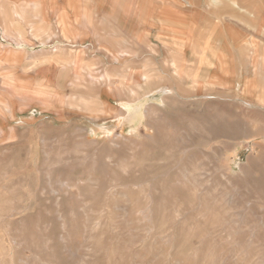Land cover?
<instances>
[{"label":"rangeland","instance_id":"obj_1","mask_svg":"<svg viewBox=\"0 0 264 264\" xmlns=\"http://www.w3.org/2000/svg\"><path fill=\"white\" fill-rule=\"evenodd\" d=\"M229 1L220 0L232 13ZM203 36H190L191 69L177 63L175 81L162 70V102L145 104L157 79L99 88L72 78L75 54L54 47L40 60L0 47V106L12 110L0 109V264H264V94H256L264 87L252 71L233 69L217 30ZM175 41L179 60L190 40ZM216 50L222 69H214ZM43 64L49 72L37 71ZM137 67L130 63L129 74ZM38 88L56 96L50 108ZM108 89L118 100L130 95L122 118L102 101L113 99ZM89 98L87 109L68 103Z\"/></svg>","mask_w":264,"mask_h":264},{"label":"crops","instance_id":"obj_2","mask_svg":"<svg viewBox=\"0 0 264 264\" xmlns=\"http://www.w3.org/2000/svg\"><path fill=\"white\" fill-rule=\"evenodd\" d=\"M53 1L54 3L52 0H0V47L9 54L12 51H25L26 55L40 60L44 56L46 60L49 54L55 53L51 51L54 47H57V56L75 54L73 66L76 70L72 78L91 81L99 88L112 87L117 83L123 86L128 82V86L141 87L145 86L148 80L146 77L149 76L159 82L153 83L155 89L142 95L141 101L145 104L153 102L148 98L157 97L161 101L153 103H160V94L164 91L161 88L164 86L161 83V71L167 70L168 78L175 81L178 64L181 69L182 65L187 69L194 62L196 50H193V37H190L193 31L204 35L205 40V37L209 38L211 30H217L220 37L224 38V47H231L233 69L252 71L255 87H264V0H231L229 3L234 6L232 13L225 11L220 0L185 1L186 8L183 10L177 9V0H156L152 5L143 4L141 0ZM211 3H218L215 11L210 10ZM198 11L201 16L200 25L194 26L196 21L193 20V14ZM229 29L233 37L225 43V39L229 37ZM177 35L190 40L183 45L184 50L180 54L182 57H179L181 60L177 58ZM10 39L14 45L8 43ZM50 44L54 45L48 48ZM164 45L169 47L167 51L155 50ZM204 50L202 46L196 54L203 56ZM214 54L217 55L213 63L214 69H222L221 65L225 64L224 56L219 50ZM207 56L209 57V50ZM63 60L65 63V59ZM27 61L30 62L26 56L25 64ZM130 63L138 65L131 74L127 69ZM93 64L96 69H100L98 73L92 71ZM61 66L60 62L55 69L60 71ZM48 70L50 68L45 64L37 68L41 72ZM186 77L191 78L185 72L184 78ZM134 81L136 82L132 84ZM159 88L161 90H157ZM258 90L256 94H264L263 90ZM111 93L113 91L108 89V94L113 99H101L111 106V115H117V110L121 109L122 118L127 111L124 106L129 103L130 95L124 91L118 100ZM112 103L118 105L113 106ZM113 110L116 111L114 114ZM142 112L143 108L141 115ZM115 120L117 121L116 118Z\"/></svg>","mask_w":264,"mask_h":264},{"label":"bare ground","instance_id":"obj_3","mask_svg":"<svg viewBox=\"0 0 264 264\" xmlns=\"http://www.w3.org/2000/svg\"><path fill=\"white\" fill-rule=\"evenodd\" d=\"M28 3V2H27ZM24 7V6H23ZM27 7H28V5H27ZM93 7V6H92ZM28 9V8H27ZM42 10V9H41ZM7 13V12H6ZM13 18V17H12ZM14 20V19H13ZM12 20V21H13ZM19 24V23H18ZM13 26V25H12ZM15 26V25H14ZM20 28V27H19ZM89 29V28H88ZM17 38V37H16ZM86 39V38H85ZM112 39V38H111ZM25 40V39H24ZM27 40V39H26ZM29 40V39H28ZM113 41V40H112ZM116 42V41H115ZM23 43V42H22ZM112 44V43H111ZM5 50V49H4ZM118 50V49H117ZM127 54V53H126ZM178 55V54H177ZM179 57V56H178ZM179 60H181V59H179ZM58 67V66H57ZM67 69V68H66ZM49 72V71H48ZM59 72V71H58ZM74 72V71H73ZM6 76V75H5ZM7 77V76H6ZM199 78V77H198ZM57 79V78H56ZM5 80V79H4ZM15 83V82H14ZM36 84V83H35ZM39 84V83H38ZM3 85H4V89L5 90H10V89H12V78L9 76V77H7L6 78V80L4 81V83H3ZM42 85H43V83H42ZM44 86V85H43ZM14 87V86H13ZM56 87V86H55ZM44 88V87H43ZM51 89H54V88H51ZM28 91V90H27ZM166 91H168V90H166ZM54 92V91H53ZM64 92V91H63ZM18 94V93H17ZM36 94L37 95H41V96H43V95H45V97H41V96H39L40 98H37L40 102L39 103H42L43 102V106L44 107H46V108H50V104H52V101H55L56 100V96L54 95H50V94H48L47 93V91H46V89H40V88H38V90H37V92H36ZM48 95V96H47ZM10 96V95H9ZM68 96V95H67ZM11 97V96H10ZM35 98V97H34ZM119 98V97H118ZM20 100H22V101H24V100H26L27 101V97H20ZM88 100H91L90 98L89 99H78V100H75V102L73 101V100H69L68 101V103H69V105L70 106H73V107H80V105H81V107L82 108H84V109H87L88 107H87V103H88ZM73 102L74 103H76L75 104V106H74V104H73ZM0 109H1V111H3L4 112V114H12L11 112H12V110H11V107H10V105L8 104V103H6V104H3V105H1L0 106ZM98 110V107L96 108V109H94V110H92V111H97ZM117 114V113H116ZM149 114V113H148ZM94 115V114H93ZM17 118V117H16ZM33 118V117H32ZM14 129V128H13ZM15 132V131H14ZM4 130L3 129H0V138H3V140L6 138L5 137V135H4ZM73 146V145H72ZM104 153V152H103ZM51 155V154H50ZM50 158V157H49ZM124 163V162H123ZM97 176V175H96ZM61 181V180H60ZM58 182V181H57ZM147 211L150 213L151 212V208L150 207H148L147 208ZM241 221H242V219H241Z\"/></svg>","mask_w":264,"mask_h":264}]
</instances>
